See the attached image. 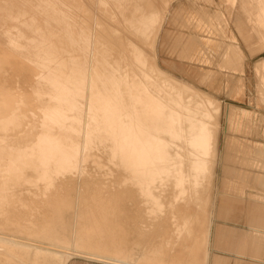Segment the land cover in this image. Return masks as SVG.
Here are the masks:
<instances>
[{"label":"bare ground","instance_id":"6f19581e","mask_svg":"<svg viewBox=\"0 0 264 264\" xmlns=\"http://www.w3.org/2000/svg\"><path fill=\"white\" fill-rule=\"evenodd\" d=\"M194 6L184 17L194 29L219 27L220 13ZM170 7L167 0H0V222L21 228L0 227V264H69L77 256L211 264L213 216L231 215L233 192L254 202L247 218L261 222L251 226L264 239V188L244 189L232 178L234 189L219 192L220 201L211 192L220 101L156 63ZM210 37L193 33L188 44L220 49V38ZM237 55L227 49V64ZM259 91L264 103V83ZM243 114L230 107L227 121ZM260 143L249 159L262 164ZM164 179L197 190L175 201L181 235L169 237L173 227H166L151 242L141 228L145 212L122 204L151 202Z\"/></svg>","mask_w":264,"mask_h":264},{"label":"rangeland","instance_id":"374dc122","mask_svg":"<svg viewBox=\"0 0 264 264\" xmlns=\"http://www.w3.org/2000/svg\"><path fill=\"white\" fill-rule=\"evenodd\" d=\"M167 1L171 5L170 13L164 23L160 39L157 43L156 63L163 70L171 72L179 78H186L202 90L208 91L213 96L215 95L214 97L221 103L220 116L218 115V121L220 119L218 125H220L217 128L219 131L217 137L218 156L217 163H215L216 173L213 176V187H211L212 195L214 196L216 194L214 197L219 201L220 196H222L219 192L224 190L228 192L234 189L231 186L234 185L232 178H237V181H242L244 186L247 185L244 189L264 188V178L260 179L259 174H255L256 172H254L255 169L260 170L263 167H260L261 165L257 166V162L249 159L250 153L254 154L255 149L260 147V142L264 141V103L260 99L259 91V83H264V71H262L264 66L260 67L264 59V0ZM200 3L203 4L201 5ZM225 3L233 4L230 13ZM193 4L198 5V8L203 7V10L199 9L200 12H208L210 10V12H214L215 14L220 13L222 16L221 20L213 19L215 23L221 21L219 27L217 26L213 29L209 26L202 25L199 26V29H194L190 22H187V19L184 18L190 9L196 7ZM239 18L246 22H244L245 24L241 28L238 23ZM223 19L224 22L222 21ZM224 23L226 24L224 25ZM222 28L224 30H221ZM193 33H198L202 37L211 36L210 38H213L214 36L220 38L221 48L215 49L210 47L213 45L207 43L205 45L204 40V49L197 48L198 51L194 50L188 44L189 38H191ZM221 33L223 35H220ZM208 47H210L209 50H215H212V52L207 51ZM221 49L223 50V54L220 55L219 52H221ZM227 49H231V53L233 54L240 55L241 53L242 58H240L242 62L240 65L237 60L238 55L231 65L227 64L224 58ZM200 52L201 54H199ZM216 54L218 55L216 56ZM207 55L213 60L207 58ZM215 58L217 59L215 60ZM211 68L217 69L216 77L211 76ZM238 81H240V84L238 89L235 90L232 85ZM230 107L248 112V115L245 116L243 114V119L242 117L240 119L232 117L227 121L226 113ZM244 120H249V122L245 123ZM256 130L259 132H256ZM255 138H259L260 141H255ZM226 154L230 156H224ZM90 161L93 166V158ZM166 161L169 163L168 157ZM121 173L124 176L126 172L123 170ZM127 174L130 173L127 171L125 175ZM238 174H241L243 178L239 177V179ZM171 184L170 179H164L162 181L163 187H158V189L154 188L152 191L151 198L153 199L149 203L140 201L141 204H139L140 202L136 203L138 201L129 202L128 200L130 199H127L126 203H129L122 204L124 210L128 209V211H131L135 208H141L145 212L147 218L144 220V226L141 224L142 227H139L144 228L146 232H151V242H157L164 234L166 227H173L172 233L168 235L169 237H179L181 235V227L185 226V223H183L185 221H179L176 218L175 201L181 200L187 195H193L197 189L192 186L185 189L183 187L174 189L171 187ZM180 184H182V181ZM240 192L242 193V191ZM233 193L237 194L236 192ZM243 193L244 195L246 194L245 192ZM226 199L228 201L229 199L231 200V198ZM138 210L141 211L140 209ZM215 215L213 218L216 217ZM0 227H7L14 233H21L20 226L15 222H0ZM151 242L147 243L151 244ZM69 264L110 263L107 261L93 260L84 256H77L71 259Z\"/></svg>","mask_w":264,"mask_h":264},{"label":"crops","instance_id":"0c3cea01","mask_svg":"<svg viewBox=\"0 0 264 264\" xmlns=\"http://www.w3.org/2000/svg\"><path fill=\"white\" fill-rule=\"evenodd\" d=\"M254 140L260 141L259 138H255ZM257 163V166L261 165L260 167H264V165H262L260 162ZM262 163H264V161ZM254 172H256L255 174H260L261 172L263 173L264 168L260 170L255 169ZM231 197L233 199H229L228 202L232 209L231 215H216V217H214L215 219L213 218L211 234V264H255L258 258L257 260H254L253 257L257 250V243H260V240L263 242L260 249L261 256L257 254H255V256L261 257V261L258 260V263L263 262L261 264H264V239L259 240L257 231H254V228L251 226H257L256 228L259 229L258 225L261 222L253 223L251 218H247L248 211L252 209L251 203L254 202L251 200L248 201L247 198L242 200L241 198L237 197V194L235 195V193L231 195ZM259 220L261 221V219ZM250 254L252 256H250Z\"/></svg>","mask_w":264,"mask_h":264}]
</instances>
